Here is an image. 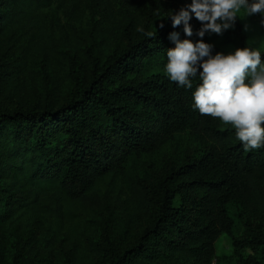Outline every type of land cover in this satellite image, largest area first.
Instances as JSON below:
<instances>
[{"label": "trees", "instance_id": "16d2710c", "mask_svg": "<svg viewBox=\"0 0 264 264\" xmlns=\"http://www.w3.org/2000/svg\"><path fill=\"white\" fill-rule=\"evenodd\" d=\"M115 1L0 0V47L20 51L14 58L0 53V264H8L12 248L9 264H24L27 241L23 235L12 238L24 214L41 218L52 203L56 213L76 217L108 192L115 204L132 207L120 230L130 235L126 242L117 240L113 222L102 217V250L112 264H154L164 248L178 264H264L242 253L264 250L263 225L254 222L264 220V147L245 151L230 125L194 110L198 78L193 89L181 88L164 71L167 49L174 47L171 32L199 39L201 23L194 15L192 37L185 36L183 24L173 28L169 16L191 0H154L145 22L134 31L124 26L122 46L105 59L81 37L90 61L87 78L73 47L72 40H80L73 24L61 39L48 30L47 10L55 4L70 21L90 11L106 20L104 27L116 25ZM252 17L264 34L262 17ZM203 39L213 45V55L224 53L225 45L253 47L238 18L219 43L214 33ZM261 55L264 60V49ZM54 60L69 80L60 98L53 96ZM31 64L39 67L45 98L8 103L14 82ZM144 65L148 74H135ZM183 135L194 142L192 150L179 163L166 160L167 148ZM146 160L163 164L145 166ZM222 234L232 239L233 249L219 256ZM66 264H74L70 253Z\"/></svg>", "mask_w": 264, "mask_h": 264}, {"label": "rangeland", "instance_id": "374dc122", "mask_svg": "<svg viewBox=\"0 0 264 264\" xmlns=\"http://www.w3.org/2000/svg\"><path fill=\"white\" fill-rule=\"evenodd\" d=\"M154 0H129L121 1L116 0L113 3V10L115 18L117 19L116 25L112 24L109 27H104L106 20L97 13L87 11L85 16L77 21H70L63 12L57 8L56 4L47 10L49 16L48 30L55 38L64 37L66 32L71 28L69 23L73 24L75 32L80 37V40L73 39V47L82 62L80 73L84 78L90 74L89 64L90 61L85 52L84 38L89 44H93L95 52L105 59L117 46H122L124 39L122 29L128 25L133 31L145 22L147 11L151 9ZM92 18L99 20L98 24H94ZM243 25V31L248 37L249 43L254 48L260 50L264 49V34L261 30L257 19L252 16L241 19L238 18ZM103 21V22H102ZM157 22H155L156 26ZM249 25L247 31L244 30V25ZM231 29V28H230ZM226 30L222 35L215 34V43H219ZM225 54L234 51L236 48L233 45H225L221 47ZM6 53L11 58L20 54V51L13 46L0 47V53ZM50 70L53 79L52 89L53 96H63L68 89V79L66 78L65 68H62L58 62L51 61ZM150 70L152 68L150 67ZM149 69L146 65L140 67L135 74L147 75ZM18 80L14 82V90L10 92L7 102L12 104L17 99L25 97H44L45 92L43 88L42 78L39 75L38 65L29 66L24 69L22 74L17 77ZM194 147V142L188 138V135H183L176 143L170 145L165 151L164 158L168 161L174 159L175 162H180L187 153ZM167 162V161H165ZM163 163H151L146 160L145 166L160 167ZM155 168V167H154ZM120 182L116 184L119 187ZM111 192L101 194V203L98 206L83 212L76 217L72 215H65L62 212H55V206L51 203V209L47 208L42 213L41 218L31 217L29 213L23 215L22 223L19 226L20 230L15 231L12 238L23 235L27 241V247L24 249V264H35L40 258L44 260V264H66V254L70 253L74 258V264H112L107 256H105L102 246L105 241L102 237L104 220L103 216L111 219L113 222V231L119 234L117 240L119 242H126L130 239V235L120 234L123 226L128 224L127 214L131 212L132 207L125 204H115V200ZM254 222H259L263 225L264 220L255 219ZM240 238L245 237V231H241ZM121 236V237H120ZM15 248L10 250L7 262L9 264L12 252ZM233 249L232 239L222 234L216 242L217 254H229ZM245 256L254 254L262 262H264V250L259 249H242ZM163 259L158 260L154 264H178L177 259L174 258L171 249L164 248V253H161ZM152 264V263H151ZM215 264H217L215 262Z\"/></svg>", "mask_w": 264, "mask_h": 264}, {"label": "clouds", "instance_id": "9594fccd", "mask_svg": "<svg viewBox=\"0 0 264 264\" xmlns=\"http://www.w3.org/2000/svg\"><path fill=\"white\" fill-rule=\"evenodd\" d=\"M201 23L196 41L180 38L173 31L174 47L166 52L165 74L181 88L193 89L192 107L201 115L218 119L235 130L245 151L264 147V60L261 50L237 47L234 51L212 53L213 45L204 41L206 33L222 35L233 28L237 18L260 15L264 25V0H191L170 12L172 27L183 24L186 37L193 36L192 16ZM162 26V25H161ZM249 25H244L247 31ZM143 32V28L138 29ZM155 37L156 33H146Z\"/></svg>", "mask_w": 264, "mask_h": 264}]
</instances>
